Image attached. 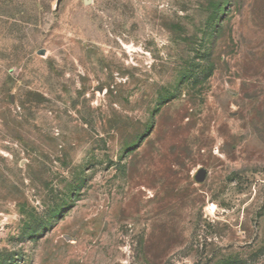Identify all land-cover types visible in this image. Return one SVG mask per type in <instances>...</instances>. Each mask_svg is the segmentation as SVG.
I'll return each mask as SVG.
<instances>
[{
	"label": "rangeland",
	"instance_id": "374dc122",
	"mask_svg": "<svg viewBox=\"0 0 264 264\" xmlns=\"http://www.w3.org/2000/svg\"><path fill=\"white\" fill-rule=\"evenodd\" d=\"M0 264H264V0H0Z\"/></svg>",
	"mask_w": 264,
	"mask_h": 264
},
{
	"label": "water",
	"instance_id": "95a60500",
	"mask_svg": "<svg viewBox=\"0 0 264 264\" xmlns=\"http://www.w3.org/2000/svg\"><path fill=\"white\" fill-rule=\"evenodd\" d=\"M62 1L63 0H58V5H60ZM206 175H207L206 170L200 169L196 174L197 181H199V182L203 181L205 179Z\"/></svg>",
	"mask_w": 264,
	"mask_h": 264
}]
</instances>
